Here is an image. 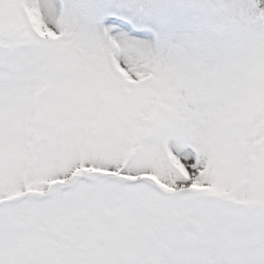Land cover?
<instances>
[{"label": "snow or ice", "instance_id": "6c2138e0", "mask_svg": "<svg viewBox=\"0 0 264 264\" xmlns=\"http://www.w3.org/2000/svg\"><path fill=\"white\" fill-rule=\"evenodd\" d=\"M0 264H264V0H0Z\"/></svg>", "mask_w": 264, "mask_h": 264}]
</instances>
